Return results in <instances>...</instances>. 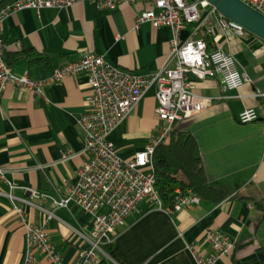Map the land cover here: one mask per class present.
I'll return each mask as SVG.
<instances>
[{"label": "crops", "instance_id": "obj_1", "mask_svg": "<svg viewBox=\"0 0 264 264\" xmlns=\"http://www.w3.org/2000/svg\"><path fill=\"white\" fill-rule=\"evenodd\" d=\"M147 10L142 2L102 11L90 2L39 12L23 9L6 16L0 39L12 72L28 74L33 81L91 54L105 55L108 63L123 71L149 76L169 60L173 36L166 27L155 29L149 23L136 27L138 16ZM211 21L221 36L218 47L233 56L239 72L251 82L221 100L219 78L189 76L191 90L213 102L174 129L195 138L208 183L226 197L218 204L202 200L194 209L171 216L143 201L126 225L117 229L102 264H196L187 246L209 255L211 247L204 240L207 229L236 243L219 264H264V100L256 97L264 91V41L249 32L225 34L216 18ZM191 30L183 31L181 39L186 40ZM205 39L212 44L213 36ZM29 55L35 57L29 59ZM43 92L41 97L12 85L5 88L0 101V166L9 182L48 196L34 200L36 207L25 206L29 220L46 229L64 264H79L81 252L88 248L82 235H90L93 216L76 202L60 208L51 198H64L78 183L85 161L80 121L88 111L89 79L86 74L67 76ZM157 108V89L152 87L110 134L108 140L122 159H133L159 133L162 123ZM246 110H253L259 119L242 124L239 117ZM8 192L0 179V264H23L25 229ZM15 196L30 199V193L20 189ZM48 213L54 217L49 219ZM39 260L46 264L43 256Z\"/></svg>", "mask_w": 264, "mask_h": 264}, {"label": "built area", "instance_id": "obj_2", "mask_svg": "<svg viewBox=\"0 0 264 264\" xmlns=\"http://www.w3.org/2000/svg\"><path fill=\"white\" fill-rule=\"evenodd\" d=\"M241 1L264 15V0ZM81 2L93 3L101 11L142 2L149 10L138 16L136 27L146 23L155 29L166 27L173 36L170 58L156 74L142 76L126 72L108 63L105 55L91 54L59 68L41 81L31 80L28 74L17 76L12 72L5 56V42L0 39V101L9 85L42 97L45 87L61 82L67 76L86 74L89 79L91 95L88 111L80 121L85 137V161L78 171V183L68 189L64 198H49L60 208H67L70 202H76L93 216L90 235H82L88 248L81 252L82 262L79 264H102L107 257L106 249L115 243L117 229L126 225L128 217L143 201L149 200L156 209L169 216L192 210L202 202L201 197L191 189L176 188L171 201L165 203L156 188L153 163L156 149L169 139L175 125L205 111L213 102L212 98L195 94L188 77L194 76L199 80L219 78L223 92L221 100L231 98L227 95L229 92L251 80L239 72L233 56L218 47L221 36L216 35L211 18H216L218 29L225 34L233 32L244 36L247 31L227 20L207 0H17L0 12V33L4 19L11 12L63 9ZM189 27L192 28L189 37L182 40V32ZM201 33L204 37L199 36ZM209 36H213L211 45L215 49L211 50L205 39ZM200 44L204 47L201 48ZM189 46L192 52L188 51ZM18 48L21 49L19 44ZM196 56H199L200 62H194ZM233 74L235 78H232ZM152 87L157 89V115L162 123L159 133L133 159L124 160L108 138L127 120ZM256 97L264 100V91L258 92ZM258 119L253 110H246L239 117L242 124ZM68 158L64 156L65 160ZM5 174L0 166V179L9 188L7 197L25 229L27 247L23 264H43L39 256L45 258L46 264H64L46 229L32 224L25 210V206L36 207L34 200L48 196L9 182ZM18 189L29 192L30 199L16 198L15 191ZM48 214L49 219L54 217L52 213ZM204 240L211 247L209 255L199 252L193 245L187 246L196 264H219L236 248L234 241L213 229L205 231Z\"/></svg>", "mask_w": 264, "mask_h": 264}, {"label": "trees", "instance_id": "obj_3", "mask_svg": "<svg viewBox=\"0 0 264 264\" xmlns=\"http://www.w3.org/2000/svg\"><path fill=\"white\" fill-rule=\"evenodd\" d=\"M11 1L13 0L0 1V12ZM28 57L31 59L35 56ZM153 163L156 188L165 203L171 201L176 188L191 189L202 200L214 204L226 197L223 191L208 183L201 159L197 155L196 140L189 133L174 130L169 139L156 149Z\"/></svg>", "mask_w": 264, "mask_h": 264}, {"label": "water", "instance_id": "obj_4", "mask_svg": "<svg viewBox=\"0 0 264 264\" xmlns=\"http://www.w3.org/2000/svg\"><path fill=\"white\" fill-rule=\"evenodd\" d=\"M2 1V0H0ZM227 20L264 41V15L241 0H207Z\"/></svg>", "mask_w": 264, "mask_h": 264}, {"label": "clouds", "instance_id": "obj_5", "mask_svg": "<svg viewBox=\"0 0 264 264\" xmlns=\"http://www.w3.org/2000/svg\"><path fill=\"white\" fill-rule=\"evenodd\" d=\"M200 47L203 48L204 45H203V44H200ZM188 51H189V52H192V51H193V49L191 48V46H189ZM194 62H200L199 56H196V57H195V61H194ZM232 78H235V74H233V77H232ZM229 86L231 87L232 85H229Z\"/></svg>", "mask_w": 264, "mask_h": 264}]
</instances>
